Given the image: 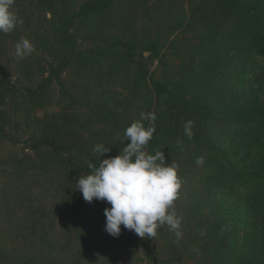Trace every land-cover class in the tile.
<instances>
[{"label":"trees","instance_id":"1","mask_svg":"<svg viewBox=\"0 0 264 264\" xmlns=\"http://www.w3.org/2000/svg\"><path fill=\"white\" fill-rule=\"evenodd\" d=\"M76 1L46 0L50 16L41 33L42 44H51L55 53L60 46L64 50L57 55L60 60L52 55L57 61L51 60L48 69L26 64L30 67L23 69L24 82L17 80L21 87L0 79V105L4 106L0 108V137L7 140V128L16 124L10 113L20 111L14 104L19 95L36 105L53 80L63 85L60 73L67 67L88 81L91 71L98 81L96 90L105 80L120 75L122 88L130 94L125 101L137 105L134 121L120 125L97 91L90 93L92 85L86 81L79 85L84 86L82 96L94 101L85 107L90 110L88 116L77 111L52 114L50 120L42 116L40 133L24 140L30 150L24 153L26 161L34 169L53 170L58 185L64 187L58 207L36 212L61 215L68 232L63 245L70 253L64 264H118L120 257L122 261L128 246L123 238L126 229L115 214L122 206L128 209V202L129 212L140 219L151 215L147 198L138 196L132 201L139 175L159 161L189 165L187 157L195 156L190 148L209 157L207 161L198 158L203 176L190 183L189 196L196 197L182 212L185 229L194 226V231L186 239L177 233L170 237L169 262L188 253L194 264H264V95L249 92L255 80L251 76H264V0H188L187 16L180 24L184 33L193 32L188 40H196L191 48L192 66L188 62L161 79L149 73L146 58L156 56L162 30L145 26L140 31L135 19L127 17L139 2L143 14L152 15L151 0H83L72 6ZM57 4L63 8L60 12ZM209 18L216 19V26ZM227 21L238 28L225 26ZM76 32L88 37L89 46L76 48ZM173 43H178L177 38L169 41ZM142 50L149 55L143 56ZM198 56L200 64L193 62ZM197 67L207 73L212 86L199 83L201 75L193 80L194 85L185 83L187 76L199 73ZM35 71L41 75L37 81ZM242 87L243 98L239 97ZM189 89L194 93L186 97ZM208 96H216V117L223 113L219 125L213 120L214 106ZM221 125L227 129L218 132ZM240 133L241 140L235 143ZM200 137L209 139V147L200 150ZM31 227L36 234L35 224ZM0 264L39 262L36 256L10 254L0 247Z\"/></svg>","mask_w":264,"mask_h":264},{"label":"rangeland","instance_id":"2","mask_svg":"<svg viewBox=\"0 0 264 264\" xmlns=\"http://www.w3.org/2000/svg\"><path fill=\"white\" fill-rule=\"evenodd\" d=\"M79 1L83 0L71 2L72 6H77ZM148 5L152 15H144V6L139 2L134 5L132 15L129 14L127 17L130 18V21L131 18L135 19V25L140 31L145 29V26H153L155 30L159 28L162 30L160 32V47L156 56L152 59L146 58L149 73L153 74L155 78L161 79L163 75L172 76L179 66L185 68L190 63L191 67V48L192 45H195L196 40L189 41L188 38H193V32L184 33L183 26L180 24L183 16H187L188 0H151ZM55 6L59 12L63 9L61 4ZM119 9V7L116 8V10ZM49 12L46 0L43 3H40L39 0H0V79H8L11 84L21 87L23 84L18 83L17 80L20 79L21 83L24 82L26 70L23 69L30 67L25 66L26 64L48 69L51 60H60L57 55L64 51L60 46L57 45V53H55L49 47L51 44H42L44 41L41 33L48 27ZM112 17H117V14L113 13ZM212 18L207 21L216 26V19ZM167 24L170 26H166ZM225 26L233 30L238 28L233 27L231 21L225 22ZM74 35L77 42L76 48L82 49L89 46L90 41L84 34L76 32ZM174 38H177L179 44H169V41ZM186 42L190 43L188 47ZM141 53L143 56L149 55L146 50H142ZM52 55H55L57 60H53ZM160 57L162 58L160 59ZM200 57H196L193 62L200 64ZM196 69L200 70L199 73L195 76H187L184 79L185 83L194 85L195 81L193 80L201 75L199 83L212 86V83L206 79L207 73L203 72L200 67ZM40 76L39 72L35 71L34 80L37 81ZM82 78L84 77L74 74L72 68L67 67L60 73L64 87L58 80H53L42 101L36 105L22 101L23 96L19 95V98L16 99L18 101L14 104L20 107V111L10 113L12 116L14 115L12 120L14 119L16 124L13 128H7L10 138L13 137L15 142H12L10 138L7 140L0 137V247L10 254L17 251V254L19 253L21 256H36L39 264H64L70 257V253L63 245L66 239L64 233L68 232L65 230L61 215L54 211L42 212L45 213L43 215L36 213L58 207L62 203L64 187L58 185V178L52 172L53 170L39 166H37L39 169H34L33 163L26 161L25 156L27 155L24 153L28 154L30 150L24 144V140L31 133L37 135L40 133L43 128L41 119L46 115L49 116L48 120L52 114L65 116L66 113L72 111L88 116L90 110L85 107L89 104L90 106L94 105V101L86 100L82 96L84 86L79 84L85 85L88 81ZM87 78L89 84L92 85L90 93L93 95L97 91L101 99L106 101L111 112L116 113L120 125L124 121L129 123L134 121L138 113L137 105L125 101L124 97H129L130 94L122 88L123 78L120 75H116L114 80L108 82L105 80L97 87L98 90L95 89L98 81L91 71L88 72ZM250 79L251 81L255 80L251 82L249 92H254L256 97L264 95V76L257 74V76H251ZM69 80L78 83V85L72 84ZM191 93L194 92L189 89L186 92V97H189ZM244 95L242 87L239 97L243 98ZM109 96L113 99H108ZM209 98L214 106L215 118L213 120L215 124L217 120L219 125L223 113L217 114L216 117V96ZM136 101L140 102L138 99ZM1 107L4 106L0 105ZM144 111L141 110L140 113L143 114ZM122 113L125 118L122 117ZM223 127L227 129V126L221 125L218 127V132ZM116 128L120 131L122 129ZM242 133L235 138V143L241 140ZM198 141L202 145L200 150L209 147L208 138L200 137ZM190 149L195 151L192 153V156L193 154L195 156L187 157L189 165L186 163L177 164L175 161H172V164L159 161L154 164L153 168L139 175L137 179L138 192L134 193L132 201L138 196L147 198L151 203L152 212L149 216H143L146 213L144 205L143 219H140L129 212L131 203L126 202L128 209L125 210L126 207L122 206L119 213L115 214L120 223L125 225L126 230L123 232V238L128 245L122 252L126 257L122 258V261L120 257L118 264H130V262L133 264H194V259L188 253L183 254L177 261L176 258H173L169 262L172 248L170 237L177 233L179 237L182 236L186 239L188 233L191 234L194 231V226L188 230L185 229L182 212L185 211V206L192 199L189 196L190 183H195L198 178L203 176L198 158L207 161V157H209L205 152L200 153L196 149ZM195 197L196 195L193 199ZM193 199L191 201H194ZM31 224H35L37 227L36 234L31 233ZM148 229L152 230V234H148ZM146 236L148 238L143 240V237ZM40 239L47 240V243ZM130 255L133 256V259H127Z\"/></svg>","mask_w":264,"mask_h":264}]
</instances>
